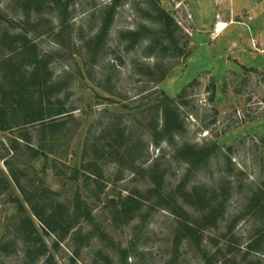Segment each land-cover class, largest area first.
Here are the masks:
<instances>
[{
	"label": "rangeland",
	"instance_id": "obj_1",
	"mask_svg": "<svg viewBox=\"0 0 264 264\" xmlns=\"http://www.w3.org/2000/svg\"><path fill=\"white\" fill-rule=\"evenodd\" d=\"M9 56L0 264H264V0H0Z\"/></svg>",
	"mask_w": 264,
	"mask_h": 264
},
{
	"label": "trees",
	"instance_id": "obj_2",
	"mask_svg": "<svg viewBox=\"0 0 264 264\" xmlns=\"http://www.w3.org/2000/svg\"><path fill=\"white\" fill-rule=\"evenodd\" d=\"M27 45L28 44H25L24 46L26 50L30 51L31 48ZM14 57L15 56H9L3 61L8 65L10 85L9 88L2 89L4 91V97L0 99V129L2 130L21 127L22 125H27L33 122H43L46 119V105L44 104L42 94L48 88V83L46 80H43L42 76H40V66H37L33 73L35 80L38 78V82L36 81L37 83L28 84L23 75L17 77L20 74V65L15 61ZM28 93L29 95H27ZM39 95H41L40 98ZM55 124L56 122L45 123V126H52ZM197 155L204 156L203 152L201 151L193 152V156ZM206 193L207 191L205 189L196 188L188 196L191 198H196L198 202H206ZM262 207H264V205ZM173 213L177 214L178 216L181 215V213L176 210H173ZM37 217L41 219L38 213ZM186 220L187 218L184 219L185 223L182 224H184L186 230L189 231L190 236H193V231L196 229L190 224V222Z\"/></svg>",
	"mask_w": 264,
	"mask_h": 264
},
{
	"label": "bare ground",
	"instance_id": "obj_3",
	"mask_svg": "<svg viewBox=\"0 0 264 264\" xmlns=\"http://www.w3.org/2000/svg\"><path fill=\"white\" fill-rule=\"evenodd\" d=\"M225 26V25H224Z\"/></svg>",
	"mask_w": 264,
	"mask_h": 264
}]
</instances>
